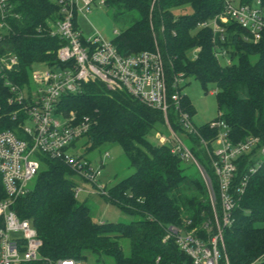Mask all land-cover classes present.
Here are the masks:
<instances>
[{"label":"trees","instance_id":"obj_1","mask_svg":"<svg viewBox=\"0 0 264 264\" xmlns=\"http://www.w3.org/2000/svg\"><path fill=\"white\" fill-rule=\"evenodd\" d=\"M8 1L17 18L8 19L11 31L0 52L5 50L18 58L17 70L7 78L22 86L28 84L29 69L55 61L61 42L51 37L49 30L60 14L51 0ZM259 1L264 11V0ZM104 5L117 15H137L111 42L120 55L157 50L168 78L183 74L204 87L215 88L218 119L226 124L233 143L249 137L257 139L256 147L235 162L233 194L249 169L260 167L249 175L232 211L233 221L222 236L228 264L252 263L264 254V155L260 153L264 148V33L258 43H252L245 41V30L229 23L221 43L209 27L199 28L198 24L210 22L222 11L221 0H104ZM216 45L225 50L229 63L215 57ZM194 50H198L195 59ZM4 82L0 77V131L17 132L21 118L11 119L17 106L8 103L12 96ZM61 103L64 115L74 112L77 118L90 121L88 132L78 141L85 154L101 148H121L132 173L108 184L102 197L131 220L94 222L87 205L74 198L78 176L62 162L41 156L29 194L15 206L18 217L28 220L37 232L42 243L40 256L93 264H188L174 242H162L165 230L174 226L205 240L204 227L213 226V211L197 167L172 153L171 144L158 146L148 141L157 125L165 126L161 113L98 83L86 84L80 94L63 97ZM182 107L191 118L192 107L186 97ZM169 122L180 134L171 117ZM207 126L196 128L203 139L211 140L216 132ZM187 141L211 181L219 211L218 186L207 155L199 139L187 135Z\"/></svg>","mask_w":264,"mask_h":264},{"label":"built area","instance_id":"obj_2","mask_svg":"<svg viewBox=\"0 0 264 264\" xmlns=\"http://www.w3.org/2000/svg\"><path fill=\"white\" fill-rule=\"evenodd\" d=\"M58 9L60 18L50 26L49 35L60 40L55 51V61L39 63L29 69L28 84H12L7 74L17 70L16 55L5 50L0 52V77L9 88V104L17 106L11 119H19L18 133L0 131V264H27L42 261L43 264H80L74 260H52L40 256L42 243L30 222L20 219L15 211L16 203L26 197L31 183L40 169V157L62 162L78 178L95 187L102 195L105 187L98 183L100 169L94 170L90 162L76 151L78 141L90 128L88 118H77L69 112L64 115L59 108L63 97L78 95L86 84L98 83L111 92H122L137 100L150 110L161 113L170 133L166 143L171 144V152L179 154L182 160L192 162L203 177L192 151L181 139L187 135L199 139L210 163L218 186V204L211 181L203 177L209 193L213 211L214 234L207 240L170 226L165 230L162 242L172 241L189 261L188 264H228L223 255L222 236L232 223V211L236 201L243 195L249 175H253L260 165L249 169L239 186L231 192V183L236 173V160L256 147V138L249 137L244 142L233 143L226 124L222 120L208 124V130L216 132L211 140L203 139L187 112L182 107L183 74L168 78L161 54L144 51L137 55L122 56L111 42L95 34L84 39L75 26V17L85 15L96 0H51ZM222 11L210 22L200 23L199 28L209 27L214 37L222 43L225 40V26L236 24L246 31L245 41L258 43L264 33V13L259 0L251 4L233 6V0H221ZM78 2L81 6H78ZM104 5V0L98 1ZM17 18L12 13L8 0H0V46L10 35L9 18ZM118 35L117 32H115ZM194 50L193 59H195ZM215 57L225 59L224 49L215 46ZM229 63L228 60L225 61ZM36 66L41 67L37 69ZM32 84V86H31ZM214 91L212 94L214 95ZM22 115V116H19ZM170 117L181 129L176 133L170 125ZM25 121L32 127L25 126ZM159 140L163 138L158 135ZM215 147V148H214ZM264 155V148L260 150ZM108 154L104 153L103 158ZM102 165V161L100 162ZM80 189L74 187V198ZM205 228V227H204ZM264 260V254L250 264Z\"/></svg>","mask_w":264,"mask_h":264},{"label":"rangeland","instance_id":"obj_3","mask_svg":"<svg viewBox=\"0 0 264 264\" xmlns=\"http://www.w3.org/2000/svg\"><path fill=\"white\" fill-rule=\"evenodd\" d=\"M98 1L99 0H96V2L91 5L90 10L84 16L79 13L76 14L74 21L75 26L84 39H90L97 34L103 40L112 42L117 36L115 32L120 33L127 28L131 22L136 20L137 15L135 13L117 15L112 8L106 5H99ZM238 2L239 0H233L232 5L235 7L238 5ZM78 6H81L79 2ZM219 61L225 63V59L220 58ZM36 68L40 69L41 67L36 66ZM181 88L182 94L191 104V120L196 127L215 122L218 119L216 97L212 94V92L215 91V88L212 85L204 87L194 78L188 77L184 78ZM62 104L63 103L59 106L61 111H63ZM72 113L75 114L74 112ZM24 125L32 127V123L29 121H25ZM158 135H160L163 140H159L157 138ZM167 139H170V133L166 126L157 125L155 130L148 136V141L152 145L158 146L164 145ZM181 139L187 146H190V143L186 138L182 136ZM76 151L79 154L84 153L82 155L90 162V167L92 169H100L101 175L98 178V183L105 188L108 184H115L132 173V170L127 167L128 161L125 155L118 146L107 149L101 148L85 154V151L83 152L79 149L77 143ZM104 153L108 154L107 158H103ZM101 161L102 165L100 163ZM189 171V173H191V170ZM203 172V177L207 180V174L205 171ZM76 186L80 189V192L77 195V200L78 202L87 205L90 210V217L94 222L127 223L131 220L129 216L125 215L115 205L106 202L100 191L95 187H92L90 184L83 182L80 179L76 180ZM213 229L214 227H212V225H205V240L214 234L215 230L213 231ZM220 248H223V240L222 247ZM80 264L93 263L89 262Z\"/></svg>","mask_w":264,"mask_h":264},{"label":"water","instance_id":"obj_4","mask_svg":"<svg viewBox=\"0 0 264 264\" xmlns=\"http://www.w3.org/2000/svg\"><path fill=\"white\" fill-rule=\"evenodd\" d=\"M258 264H264V260L263 261H261L260 263H258Z\"/></svg>","mask_w":264,"mask_h":264}]
</instances>
